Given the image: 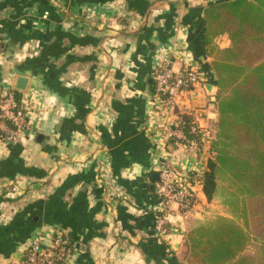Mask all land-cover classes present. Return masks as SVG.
Here are the masks:
<instances>
[{
	"label": "crops",
	"instance_id": "0c3cea01",
	"mask_svg": "<svg viewBox=\"0 0 264 264\" xmlns=\"http://www.w3.org/2000/svg\"><path fill=\"white\" fill-rule=\"evenodd\" d=\"M224 1L0 0V96L16 89L17 71L28 78L16 89L27 127L16 142L0 140V261L21 258L35 236L48 247L60 230L77 246L65 264H192L185 235L211 201L198 188L191 212L172 210L158 231L150 186L161 160L203 172L211 157L217 87L204 15ZM214 42L230 43L226 34ZM166 59L200 74L175 111L201 126L196 154L158 125L152 75Z\"/></svg>",
	"mask_w": 264,
	"mask_h": 264
},
{
	"label": "trees",
	"instance_id": "16d2710c",
	"mask_svg": "<svg viewBox=\"0 0 264 264\" xmlns=\"http://www.w3.org/2000/svg\"><path fill=\"white\" fill-rule=\"evenodd\" d=\"M204 16L217 120L201 190L208 202L219 197L229 215L198 221L184 244L192 264H264V0L220 2ZM222 34L226 47L214 42ZM180 118L193 138L192 116Z\"/></svg>",
	"mask_w": 264,
	"mask_h": 264
},
{
	"label": "built area",
	"instance_id": "2783aa9c",
	"mask_svg": "<svg viewBox=\"0 0 264 264\" xmlns=\"http://www.w3.org/2000/svg\"><path fill=\"white\" fill-rule=\"evenodd\" d=\"M46 16V12L43 15ZM3 23L0 18V51L2 47ZM154 89L152 99L158 125L164 130V135L173 145H182L187 154H196L200 151V142L203 139L201 126L195 122L193 114L190 131L193 138H186L181 126L183 124L176 108L181 95L190 92L199 82L200 74L192 66L183 65L174 69L170 59L163 60L154 71ZM7 88L0 96V140L2 142H16L20 139L23 130L27 127L25 108L17 101ZM170 114L173 120L167 122ZM158 177L154 182V192L159 198L160 211L155 219V228L158 231L170 223L169 213L174 210L185 216L198 204V188H201L203 172L177 170L169 160H161L157 168ZM77 248L70 234L55 230L51 235L48 247H43L40 238L35 236L25 249L21 258L14 261H0V264H65L69 255Z\"/></svg>",
	"mask_w": 264,
	"mask_h": 264
},
{
	"label": "water",
	"instance_id": "95a60500",
	"mask_svg": "<svg viewBox=\"0 0 264 264\" xmlns=\"http://www.w3.org/2000/svg\"><path fill=\"white\" fill-rule=\"evenodd\" d=\"M17 74H18V76H17V78H16V81H15V85H14V87H15L16 89H18V90H24L25 87H26V84H27L28 78H27L24 74H22L21 71H17ZM205 88H206V90H207V92H208L209 94L213 95V84H211V83H206V84H205ZM213 108H214V96L211 97V103H210V105H209V109L211 110L212 113H213ZM40 137H41V135L39 134V135L37 136V140H39ZM157 177H158V172H155V173L152 175V178H153L154 180H156ZM150 188H153V186H150ZM83 247H84V245H83V244H80V247H79L80 250H83Z\"/></svg>",
	"mask_w": 264,
	"mask_h": 264
},
{
	"label": "rangeland",
	"instance_id": "374dc122",
	"mask_svg": "<svg viewBox=\"0 0 264 264\" xmlns=\"http://www.w3.org/2000/svg\"><path fill=\"white\" fill-rule=\"evenodd\" d=\"M212 155V153H211ZM209 214L205 215L202 221L206 219H211L217 215H224L227 216L228 214V207L222 203L219 197H215L211 200L210 205L206 207V210ZM194 226V225H193ZM248 250H252V247H249Z\"/></svg>",
	"mask_w": 264,
	"mask_h": 264
}]
</instances>
